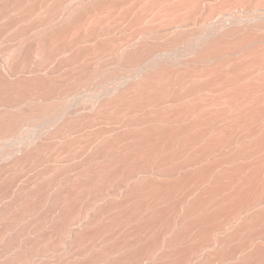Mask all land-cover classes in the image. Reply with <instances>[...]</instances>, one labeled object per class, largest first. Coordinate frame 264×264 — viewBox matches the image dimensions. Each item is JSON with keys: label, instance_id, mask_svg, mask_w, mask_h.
Segmentation results:
<instances>
[{"label": "bare ground", "instance_id": "bare-ground-1", "mask_svg": "<svg viewBox=\"0 0 264 264\" xmlns=\"http://www.w3.org/2000/svg\"><path fill=\"white\" fill-rule=\"evenodd\" d=\"M25 218L59 264H264V0H0V234Z\"/></svg>", "mask_w": 264, "mask_h": 264}, {"label": "rangeland", "instance_id": "rangeland-1", "mask_svg": "<svg viewBox=\"0 0 264 264\" xmlns=\"http://www.w3.org/2000/svg\"><path fill=\"white\" fill-rule=\"evenodd\" d=\"M23 4V3H22ZM115 21V20H114ZM114 21H112L113 22V25H116V23L117 22H115V24H114ZM121 22H123V20L121 19ZM120 23V20H119V22H118V25H120L119 24ZM126 22L124 21V24H125ZM129 23V22H128ZM112 24V23H111ZM123 24V23H122ZM120 25V26H123V25ZM139 24V23H138ZM129 25H131V24H128V26ZM133 25L135 26H137V23L136 24H134V22H133ZM148 25V27L150 26V25H152V24H150L149 25V23L147 24L146 23V25L144 26V27H146ZM127 27V25L125 24L123 27ZM132 26V25H131ZM130 26V27H131ZM152 26H154V25H152ZM15 210L14 211H12L11 213H10V216H9V218L11 217V219L9 220V218H8V220L10 221H7L6 223H7V225H9L10 226V224L12 225V227H14V224H16L15 222H17V220H15ZM13 213V214H12ZM14 215V216H12V215ZM37 219V218H36ZM30 219L31 220V222H30V220L27 218H25V220H23V221H27L26 223H24V222H22V225H24V226H26V227H22L23 229L22 230H24V228H25V230H24V233H26V234H24L23 232H19V234L16 232V231H14V230H12V229H14V228H12L9 232H8V234H3V232H2V234H0V255L2 256V257H4V255L5 254H7V255H5V256H7V258L5 257L4 258V260L3 261H7L8 260V262H7V264H23V263H25L24 261H25V259L27 260V259H30V257L33 255L34 257L33 258H35V259H33V262L35 263L36 261H37V259H39L38 260V262L41 260L42 261V263H45L44 262V260H48V259H50L49 261H47V262H49V264H51V262L53 263V264H59V262L56 260V257H58L57 255H59V254H61V255H63V247H62V252H58V250L59 249H61V248H59V247H61V246H63V244L61 243V246L59 245L60 243L59 242H57V240H56V233H54V234H52L51 232L52 231H50L49 232V230H48V233H51V235L53 236H51L50 234H47L46 232H37V230H38V228L40 229V228H48V225H49V228H50V224L49 223H52V222H50V221H48V224H46L47 223V221L45 220V219ZM62 219H60V221H61ZM15 221V222H14ZM38 221V223L37 224H35L36 222ZM41 221H43V223L41 222ZM59 220L56 222V223H58V222H60ZM9 222V223H8ZM14 222V223H13ZM62 222H64V221H62ZM62 222H60V223H62ZM34 223V224H33ZM54 223V222H53ZM52 223V224H53ZM59 223V224H60ZM29 224V225H28ZM38 224H40V227H38L39 225ZM44 226H43V225ZM45 224H46V226H45ZM51 224V225H52ZM58 224V225H59ZM35 225V226H34ZM38 225V226H37ZM54 225H57V224H53L52 225V227H54ZM29 226H30V228H33L34 229V231L32 230V229H30L29 228ZM33 226V227H32ZM42 226V227H41ZM62 226V225H61ZM36 227H38V228H36ZM51 227V228H52ZM9 228H11V226L9 227ZM27 228V229H26ZM36 228V229H35ZM55 228H57L56 226H55ZM54 228V229H55ZM58 228H60V225L58 226ZM58 228L57 229H55L56 231L58 230ZM26 230H27V232H26ZM29 230H32V231H29ZM13 231V232H12ZM55 231V232H56ZM15 232V233H14ZM29 232H31L30 234H29ZM37 232V233H36ZM5 233V232H4ZM7 233V232H6ZM9 233H12V234H9ZM20 233H23L24 234V237H22V238H20L21 240H19L18 238L19 237H21L22 235H20ZM28 233V234H27ZM36 233V234H35ZM42 233H43V235H42ZM13 234H15V235H13ZM17 234H18V237H17ZM35 234V235H34ZM39 234H41V236L44 238V241H43V238L39 235ZM6 236V237H4V236ZM8 235V236H7ZM20 235V236H19ZM30 235H31V237H30ZM48 235V236H47ZM26 236H28V237H26ZM33 236V237H32ZM40 237V239H39V237ZM46 236V237H45ZM50 236V237H49ZM35 237V238H34ZM26 238V239H25ZM27 238H29L28 239V243H27ZM34 238V239H33ZM39 240H38V239ZM47 238V239H46ZM50 238V239H49ZM53 238V239H52ZM19 240V241H18ZM27 243V244H24V241ZM30 240V241H29ZM32 240V241H31ZM42 240V241H41ZM47 240V241H46ZM50 240V241H49ZM56 240V241H55ZM39 241H41V242H39ZM53 241V242H52ZM19 242L21 243V242H23V244L21 243L19 246L16 244V243H18L19 244ZM47 242L50 244V247H49V244H47ZM44 243V244H43ZM55 243V244H54ZM53 244V245H52ZM24 245V252H23V250L21 249V247ZM45 245V246H44ZM48 245V246H47ZM52 245V246H51ZM15 246H17L15 249H14V247ZM25 246H28L27 247V249H25L26 247ZM40 246V250L42 249H45V250H47L48 251V253L47 254H41V255H39V256H36V253L38 252L37 251V249L36 248H38V247ZM56 246V247H55ZM42 247V248H41ZM48 247V248H47ZM52 247V248H51ZM54 247H55V249H54ZM18 248H19V250H18ZM23 248V247H22ZM15 251V250H17V251H13V250ZM35 250V251H33V250ZM58 249V250H57ZM8 250H10L11 251V253H9V255H8V252H10V251H8ZM20 250H22V252H20ZM26 250V251H25ZM29 250H32V252H31V254H30V252H28L29 253V257H26V255H27V251H29ZM38 250H39V248H38ZM39 250V251H40ZM52 250V251H51ZM55 250V251H54ZM54 251V252H53ZM56 252V253H55ZM5 253V254H4ZM24 255H23V254ZM12 255V257H11V255ZM20 254V255H19ZM56 255V256H55ZM61 255H60V258L58 257L57 259H59V260H61L62 259V257H61ZM10 256V257H9ZM28 256V255H27ZM1 257V258H2ZM1 258H0V261H2L1 260ZM21 258V259H20ZM12 262H10V261ZM17 260V261H16ZM20 260V261H19ZM14 261H16V262H18V263H16V262H14ZM22 261V262H21ZM28 261V260H27ZM40 261V262H41ZM39 262V263H40ZM38 263V264H39ZM35 264H37V262L35 263ZM41 264V263H40Z\"/></svg>", "mask_w": 264, "mask_h": 264}]
</instances>
